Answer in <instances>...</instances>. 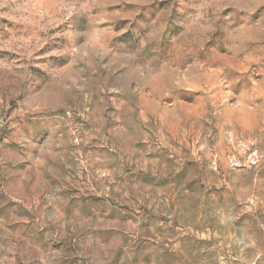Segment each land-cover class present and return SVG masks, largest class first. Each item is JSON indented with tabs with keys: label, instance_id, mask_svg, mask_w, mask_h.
Wrapping results in <instances>:
<instances>
[{
	"label": "rangeland",
	"instance_id": "obj_1",
	"mask_svg": "<svg viewBox=\"0 0 264 264\" xmlns=\"http://www.w3.org/2000/svg\"><path fill=\"white\" fill-rule=\"evenodd\" d=\"M0 264H264V0H0Z\"/></svg>",
	"mask_w": 264,
	"mask_h": 264
}]
</instances>
